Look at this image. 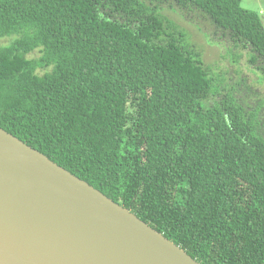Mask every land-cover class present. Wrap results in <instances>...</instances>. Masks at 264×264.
I'll return each instance as SVG.
<instances>
[{
	"label": "trees",
	"instance_id": "trees-1",
	"mask_svg": "<svg viewBox=\"0 0 264 264\" xmlns=\"http://www.w3.org/2000/svg\"><path fill=\"white\" fill-rule=\"evenodd\" d=\"M242 1L0 0V127L201 264H264V12Z\"/></svg>",
	"mask_w": 264,
	"mask_h": 264
},
{
	"label": "water",
	"instance_id": "water-1",
	"mask_svg": "<svg viewBox=\"0 0 264 264\" xmlns=\"http://www.w3.org/2000/svg\"><path fill=\"white\" fill-rule=\"evenodd\" d=\"M0 264H201L0 127Z\"/></svg>",
	"mask_w": 264,
	"mask_h": 264
},
{
	"label": "rangeland",
	"instance_id": "rangeland-1",
	"mask_svg": "<svg viewBox=\"0 0 264 264\" xmlns=\"http://www.w3.org/2000/svg\"><path fill=\"white\" fill-rule=\"evenodd\" d=\"M242 5L252 10H262V12H264V0H243ZM165 14L170 18L175 19L178 24H180L184 29H186V31L189 33V38L192 43L202 51L204 61L207 64L212 65L216 72H221L222 70L231 67L230 75H236L234 72V68L236 66L234 62H231L228 57H223V55L225 54V49L219 47L215 43H209L202 29L199 28L198 25H195V20L191 18L190 14L188 18L186 15H179L178 13L169 10L166 11ZM262 15L264 17V14ZM205 29L207 32H210V26ZM212 39L216 40L215 37H212ZM243 70H245V74L247 72V76L250 79H255V76L252 73L248 72V70H246L245 68H243Z\"/></svg>",
	"mask_w": 264,
	"mask_h": 264
}]
</instances>
